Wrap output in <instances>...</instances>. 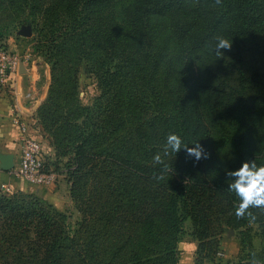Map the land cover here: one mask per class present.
<instances>
[{"label":"trees","instance_id":"16d2710c","mask_svg":"<svg viewBox=\"0 0 264 264\" xmlns=\"http://www.w3.org/2000/svg\"><path fill=\"white\" fill-rule=\"evenodd\" d=\"M6 1L41 24L50 54L57 50L42 114L61 130L52 142L57 156H68L69 193L80 218L73 227L68 213L34 193L0 191V264H177L188 218L197 240L194 264L216 252L226 228L243 235L236 264H248L253 252L264 260V244L256 249L244 228L249 219L235 215L238 198L227 190L212 147L215 129L228 145L227 171L246 160L264 164V140L252 147L262 101H249L242 73L236 84L195 67L200 55L215 52L217 35L233 45L264 37V0H0V6ZM81 62L99 88L90 104L68 101ZM170 131L189 147L199 142L208 158L197 162L183 148L165 155ZM158 153L168 167L159 180ZM249 211L264 240V209Z\"/></svg>","mask_w":264,"mask_h":264},{"label":"rangeland","instance_id":"374dc122","mask_svg":"<svg viewBox=\"0 0 264 264\" xmlns=\"http://www.w3.org/2000/svg\"><path fill=\"white\" fill-rule=\"evenodd\" d=\"M19 3H24V0H17ZM33 0H27L25 5L32 3ZM27 17H31L26 11H20L15 8L8 1L4 5L0 6V44H4L14 49H19L18 54L22 57L21 60H25L26 57L31 66L36 65V62H40L44 66H41L42 73L44 70H48V80L43 97L39 102L36 110L34 111L35 117L41 121L38 128V132L43 142L45 167L55 173L54 179L45 184H53L46 194L52 198V200L45 198L35 190L34 185L29 183L31 187L29 189L11 188L8 192L21 190L24 192L34 193L47 201L53 203L57 208L65 211L69 214V221L73 227L76 226V221L80 218V212L76 208L71 196L69 183L66 176L65 160L67 155L57 156L56 149L53 145L52 139L54 133H61L60 128L56 125L51 126L42 112V103L46 100L50 93L51 83V68L53 66V60L55 59V52L57 50L52 49V53H49L48 43L44 41L42 36L43 31L40 30V25H36L34 22L26 20ZM22 25H30L31 33L29 35H22L18 33V30ZM219 57L215 52L209 54L204 53L199 56V59L195 62L196 72L198 74L212 77V79L218 80L221 78L234 79L231 83H236L238 77L242 73V79L247 86L248 99L252 101L255 97L261 99V110H259V116L257 125L254 129L255 141L252 142V147L257 148L258 140H264V37L259 35L256 38L250 39L245 37L240 39L238 44L233 45L230 50H221ZM17 53V51H16ZM59 68H55L54 72L58 77H62ZM43 79V77H42ZM237 84V83H236ZM99 93V88L95 75L87 69L84 62L80 63L79 70L77 72V86L76 93L72 98H69V102H75L76 99L82 104L92 103L95 96ZM220 126L230 128L229 124L223 120H220ZM213 149L215 160L220 164L221 169L226 172L228 170L226 158L223 156L228 145L225 144L219 137L217 130L213 129ZM25 180V179H24ZM190 219H186L184 222L185 232L181 236L178 243L179 255L182 249L187 246V242L197 240L191 237L189 231L192 228ZM251 233V241L256 249H260L264 240L260 234L258 224L256 222H249L248 228ZM243 229V228H242ZM243 239V235L238 234L237 229L226 228L219 236V246L216 252L212 256L203 257L202 264H236L239 255V248L241 247L240 241ZM197 247V244H196ZM196 249V248H195ZM194 254V261H195Z\"/></svg>","mask_w":264,"mask_h":264},{"label":"crops","instance_id":"0c3cea01","mask_svg":"<svg viewBox=\"0 0 264 264\" xmlns=\"http://www.w3.org/2000/svg\"><path fill=\"white\" fill-rule=\"evenodd\" d=\"M14 50L19 52V49ZM41 66L44 65L40 62L31 66L29 60H23L13 73V93L0 86V154L11 153L14 164L21 152V132L16 116L31 120L47 85L48 70L42 73ZM52 185H34V188L39 194L52 200L53 196L51 198L46 195ZM21 187L29 189L31 185L23 178L13 175L11 169L0 167V191L8 192L11 188ZM196 244L194 240L187 242L188 247L181 250L177 264H194Z\"/></svg>","mask_w":264,"mask_h":264},{"label":"clouds","instance_id":"9594fccd","mask_svg":"<svg viewBox=\"0 0 264 264\" xmlns=\"http://www.w3.org/2000/svg\"><path fill=\"white\" fill-rule=\"evenodd\" d=\"M216 3H220V0H216ZM214 39L215 45L213 50L218 57L222 53L221 50L231 49L232 41H229L225 36L217 35ZM193 145L189 147L184 144L179 134L170 131L166 136L164 154L167 155L169 150L176 153L183 148L186 156L194 158L197 162L208 158L209 154L199 142ZM153 160L155 164L164 165L161 173L156 177L158 180L163 179V173L168 171L167 165L164 164L159 153L154 156ZM226 175L229 181L227 190L234 193L238 198V203L235 206V215L237 218L247 216L249 222H253L256 217L249 209H264V164L258 165L255 160H246L239 168L227 171ZM248 264H264V260L259 259L256 253L253 252Z\"/></svg>","mask_w":264,"mask_h":264},{"label":"built area","instance_id":"2783aa9c","mask_svg":"<svg viewBox=\"0 0 264 264\" xmlns=\"http://www.w3.org/2000/svg\"><path fill=\"white\" fill-rule=\"evenodd\" d=\"M23 56L8 46L0 44V86L13 93V73L17 70ZM28 57V56H26ZM25 57V60H28ZM21 132V152L18 161L11 167L12 174L35 186L51 182L55 173L45 167L43 142L36 127L37 118L31 120L16 116Z\"/></svg>","mask_w":264,"mask_h":264},{"label":"water","instance_id":"95a60500","mask_svg":"<svg viewBox=\"0 0 264 264\" xmlns=\"http://www.w3.org/2000/svg\"><path fill=\"white\" fill-rule=\"evenodd\" d=\"M18 33L22 35H29L31 33L30 25H22L18 30ZM13 155L11 153H1L0 154V167L3 169H10L13 167Z\"/></svg>","mask_w":264,"mask_h":264}]
</instances>
